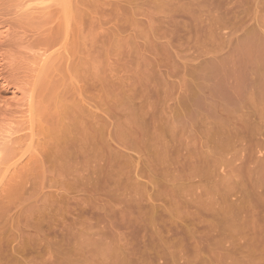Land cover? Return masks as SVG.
Masks as SVG:
<instances>
[{
  "label": "rangeland",
  "instance_id": "374dc122",
  "mask_svg": "<svg viewBox=\"0 0 264 264\" xmlns=\"http://www.w3.org/2000/svg\"><path fill=\"white\" fill-rule=\"evenodd\" d=\"M42 1L0 0V73L81 125L49 153L0 77V264H264V0Z\"/></svg>",
  "mask_w": 264,
  "mask_h": 264
},
{
  "label": "bare ground",
  "instance_id": "6f19581e",
  "mask_svg": "<svg viewBox=\"0 0 264 264\" xmlns=\"http://www.w3.org/2000/svg\"><path fill=\"white\" fill-rule=\"evenodd\" d=\"M42 3H44L45 1H42V0H40ZM33 2V1H32ZM48 1H46V3H47ZM28 3H29V1H28ZM35 3V2H34ZM45 4V3H44ZM39 5H42V4H39ZM47 5V4H46ZM29 6V4H27V6H26V8ZM37 6V5H36ZM36 6H35V8H36ZM33 7V6H32ZM40 7V6H39ZM46 11V10H45ZM48 11V10H47ZM28 12V11H27ZM38 12H39V10H38ZM60 25H58V27H59ZM67 26H68V24H67ZM67 26H65V27H67ZM1 27V26H0ZM61 30H62V28H61ZM60 30V31H61ZM8 29L5 27V28H0V41L2 42V40L4 41L5 39H6V37L8 36ZM57 31H59V29L57 30ZM52 33V32H51ZM61 33H63V31L61 32ZM61 33H58V34H54V35H57V36H55L51 41H49V43H48V40H47V43L48 44H46L44 41V43L46 44V46H47V48H45L44 47V49L43 50H45L44 52H43V50H42V52L43 53H40L39 51V53H40V55H41V61H42V66H40V68H45L44 70L42 69V71H44V73H42V74H44L45 75V73H47V72H45V71H47V68L49 69H54L55 70V72H61V68H62V60L61 59H58L59 57H61V54H59L60 56L59 57H57L58 56V54L56 55V54H54V55H56V56H54L53 54H52V56H53V58H51V54H50V56L48 55V53H47V51H48V47L49 48H51V47H54V45L56 46L58 43L59 44H61L64 40L65 41H67V34H66V31H65V33H63V34H61ZM54 35H52V36H54ZM51 36V35H50ZM8 38V37H7ZM52 38V37H51ZM49 39V38H48ZM60 41H62L61 43H60ZM65 41H64V43H65ZM77 41V40H76ZM0 42V43H1ZM43 43V44H44ZM74 43H76V42H74ZM79 43L77 42V45H78ZM62 45H64L63 43H62ZM76 44H74V47H76L77 46ZM45 46V45H44ZM61 46V45H60ZM79 46V45H78ZM62 47V46H61ZM74 47H72L71 49H73ZM43 48V47H42ZM60 48V47H59ZM64 48H65V46H64ZM52 49V48H51ZM75 49H78L77 47L75 48ZM41 50V49H40ZM73 51H76V50H73ZM52 52V51H51ZM56 52V51H55ZM57 53V52H56ZM71 53V52H70ZM73 53V52H72ZM76 53V52H75ZM37 55V54H36ZM73 55V54H72ZM2 55H1V52H0V63L2 64V61H4L3 60V56L1 57ZM38 57V56H37ZM54 57H57V59H54ZM49 60V61H48ZM35 62V61H34ZM50 62V63H49ZM75 62V64H74V67H73V69H79L78 68V63H76V60L74 61ZM48 63V64H47ZM73 64H71V66L73 65ZM47 65V66H46ZM1 66V65H0ZM37 66V65H36ZM46 66V67H45ZM4 67V66H3ZM3 67H2V69H3ZM57 70V71H56ZM2 71V70H1ZM3 71H5L4 69H3ZM41 71V72H42ZM37 72V71H36ZM53 72V71H52ZM3 73V72H2ZM2 73H0V77H2V76H4V74L2 75ZM40 74V73H39ZM49 74H50V72H49ZM51 77H52V75H50ZM49 76V77H50ZM10 77H12L11 75H10ZM47 77V75L45 76V78ZM4 77H2L1 79H3ZM42 78H44V77H42ZM20 79V78H19ZM18 79V80H19ZM51 80V79H50ZM54 80V79H53ZM66 80V79H65ZM15 81V82H14ZM14 81H13V78H12V80L11 79H9L8 77H5L4 79H3V82H2V84H4V86L6 87V88H9V89H12L13 90V95H12V98H10V100L8 99H6L5 101L3 100V103L5 104V107H4V109L7 107V106H10L9 107V111H10V108H11V106H13L14 105V107H15V105L17 106V105H19V108H20V106H25V105H27V106H29V107H31L30 108V110H29V108H28V111H31L30 113H32L31 114V119H32V122L31 123H33L31 126H32V128L31 127H29L30 129H33V130H35L34 129V122L36 121V122H38V123H40V124H37L36 123V125H37V128H38V126H40L39 127V130H40V134L42 135V136H44V138H43V141H42V144H44V145H41L40 143H38V146H42L46 151H48L49 152V150H47V147H49V149L51 148V150H50V152L52 151V150H55L57 147H58V151H53V152H59V150L60 151H62V149H61V147H59V145L62 143V144H64L63 143V141H65V140H68L69 141V138H72V137H70L69 136V134L71 135V131H73V132H75L74 131V129L73 130H71L72 129V127L74 128L75 127V125L77 124V123H79V122H77V121H79V119H80V117L78 116V119L76 120V118H74L73 119V117L74 116H72V119H71V121L72 120H76V122H72V123H74V124H72V123H69V124H67V123H64L63 122V120L66 118V119H68V114H69V112H70V107H71V105L69 106V104H66L65 105V107H64V105H60V106H56L55 107V105H54V108H55V110L53 111V113H51L52 112V110L50 109V111L49 110H47V108H48V106H49V104H51L52 102L51 101H53L54 100V102H53V104H56V100H55V98H56V96L58 97V100L60 99V102H59V104L61 103V101H62V99H61V97H64V96H62V93L64 94V91H66V89L63 91L62 90V88L60 87L59 88V86L60 85H62L63 83L62 82H60L61 84L59 85V83H57V82H54L53 81V83L51 84V83H49V85L48 86H46V85H44V82H43V89H41V91H40V94L36 91V93L37 94H35V95H37L36 97H38V101L36 100V102H34L35 101V98H34V95H32V91H30V90H32V88L30 89V90H28V88H25L24 87V85L22 86V84H17L16 83V80L14 79ZM20 83H21V79H20V81H19ZM50 82V81H49ZM64 82H66V81H64ZM39 83V82H38ZM38 83H37V85H38ZM40 84H42V83H40ZM36 87V86H35ZM41 87H42V85H41ZM40 89V88H39ZM61 89V90H60ZM30 91L29 93H28V91ZM69 91H68V89H67V93H68ZM34 93V92H33ZM66 93V92H65ZM39 94V95H38ZM39 97H40V99H39ZM1 98V97H0ZM65 98V97H64ZM5 99V98H4ZM34 102V103H33ZM63 102V104H64V101H62ZM65 103H67L66 101H65ZM34 104H37V106H38V104H39V106H38V109H37V107H36V110L35 111H32V109H33V107H34ZM52 104V105H53ZM58 104V103H57ZM50 106L52 109H53V106ZM62 106H63V109H65V111H67L68 110V112H67V115L65 116V114H66V112L65 111H63V109H62ZM58 107H59V109H60V112H58V114H57V111H56V108H57V110H58ZM68 107V108H67ZM13 108V107H12ZM21 110V109H20ZM25 110V109H24ZM24 110H23V112H24ZM47 111V112H46ZM49 111V112H48ZM56 111V117L57 118H59L60 117V114L62 115V113H63V115H62V118H59V119H57L56 118V120H57V126L55 125V128H54V124L52 125V123H53V121L52 122H50L51 121V118H50V115L51 116H53L54 115V112ZM25 113V112H24ZM28 113V112H27ZM26 114V113H25ZM34 114V115H33ZM71 114H72V110H71ZM47 115H49V116H47ZM55 116V115H54ZM27 117V116H26ZM28 117H29V115H28ZM47 117V118H46ZM46 118V119H45ZM48 118H50L49 119V122H48ZM54 119H55V117H53ZM53 118H52V120H53ZM69 118H71L70 116H69ZM45 119V122H43L42 120H44ZM60 119H61V121H62V123H64V124H60L61 123V121H60ZM63 119V120H62ZM6 120V119H5ZM29 120V119H28ZM47 120V121H46ZM81 120V119H80ZM31 121V120H30ZM65 121H67V120H65ZM56 122V121H55ZM59 122V123H58ZM68 122H69V120H68ZM30 123V124H31ZM43 123H45L46 125H47V123L49 124V125H43ZM76 123V124H75ZM80 124V123H79ZM42 125H43V127H42ZM71 125H73L72 127H70ZM81 125V124H80ZM80 125H79V128H80ZM11 126V128H12V125H10ZM50 126V127H49ZM52 127V128H51ZM77 127V126H76ZM9 125H8V130H9ZM27 128V127H26ZM28 128V129H29ZM36 128V129H37ZM56 128H58V129H56ZM69 128H71V129H69ZM13 129H14V127H13ZM12 129V130H13ZM18 129V130H17ZM15 131H18L19 132V128H17ZM25 130V129H24ZM39 130H35L36 131V133H37V131H39ZM71 130V131H70ZM79 130V129H78ZM5 131H6V129H5ZM4 132V131H3ZM13 132L14 131H12V133L10 134V135H12L13 134ZM8 133H10L9 131H8ZM8 133H6V135H8V140H7V138H6V140L8 141V144H10L9 143V140L11 139V138H9L10 137V135L8 134ZM14 133H17V132H14ZM33 133H34V131H33ZM43 133V134H42ZM38 134V133H37ZM1 135V134H0ZM2 135H4V138L5 137H7L5 134H2ZM28 135H31V134H28ZM28 135H25V137H28ZM79 135V134H78ZM89 135V134H88ZM75 136V135H74ZM77 136V135H76ZM12 137V136H11ZM30 137V136H29ZM33 137H34V134H33ZM69 137V138H68ZM83 137H84V135H83ZM87 137V136H86ZM13 138V137H12ZM19 138H20V136H19ZM18 138V139H19ZM21 138H22V136H21ZM21 138H20V142H21ZM68 138V139H67ZM74 138H76V137H74ZM78 138H80V137H78ZM14 139H15V136H14ZM23 139V138H22ZM38 139L39 138H37V142H40V141H38ZM3 140V138L2 137H0V142ZM11 141V140H10ZM32 141V140H31ZM51 141V142H50ZM74 141V140H73ZM18 142V141H17ZM36 142V141H35ZM37 142H36V144H37ZM6 143V141H5V139H4V144ZM15 143H16V141H15ZM15 143H13V144H15ZM2 144H3V142H1L0 143V162L2 163V166H3V161L5 162V158H6V160H11L12 161V157L13 156H15L14 154H17V152H16V148L15 147H17V146H13L12 148H11V146L10 145H7V143H6V145H4V146H2ZM76 144V143H75ZM65 145V144H64ZM63 145V146H64ZM69 145V144H68ZM81 145V144H80ZM6 146H10V147H7L6 148ZM46 148H45V147ZM61 146V145H60ZM71 146V145H70ZM82 146V145H81ZM41 147V148H42ZM73 147V146H72ZM80 147V146H79ZM4 148H6V151H5V149ZM42 148V149H43ZM54 148V149H53ZM60 148V149H59ZM63 148V147H62ZM64 148H66V147H64ZM82 147H80V149H81ZM74 149V148H73ZM2 150H4L3 152H4V154H2L3 152H2ZM8 150V151H7ZM7 153V156L5 155L6 153ZM19 152V151H18ZM47 152V153H48ZM49 152V153H50ZM52 152V153H53ZM67 152V151H66ZM78 153V152H77ZM4 155H5V157H4ZM51 155V154H50ZM61 156V155H60ZM16 157V156H15ZM1 160H3V161H1ZM1 163H0V165H1ZM7 163V161L4 163V164H6ZM9 169V168H8ZM8 169H6V172H5V170H4V173H7V171H8ZM2 170V169H1ZM1 170H0V172H1ZM3 171V170H2ZM2 174H3V172H1ZM1 178V177H0ZM2 179V178H1Z\"/></svg>",
  "mask_w": 264,
  "mask_h": 264
}]
</instances>
